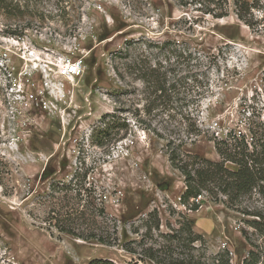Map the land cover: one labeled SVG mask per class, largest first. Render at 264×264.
Segmentation results:
<instances>
[{"label":"rangeland","instance_id":"rangeland-1","mask_svg":"<svg viewBox=\"0 0 264 264\" xmlns=\"http://www.w3.org/2000/svg\"><path fill=\"white\" fill-rule=\"evenodd\" d=\"M227 1L214 19L178 0H0V264H264L245 214L261 197L188 210L166 153L219 163L228 133L264 142V0ZM139 67L165 76L161 103Z\"/></svg>","mask_w":264,"mask_h":264},{"label":"trees","instance_id":"trees-1","mask_svg":"<svg viewBox=\"0 0 264 264\" xmlns=\"http://www.w3.org/2000/svg\"><path fill=\"white\" fill-rule=\"evenodd\" d=\"M178 1H180L181 6L198 5L197 11L214 19H222L228 16L227 0ZM234 8L236 9L235 15L237 19L250 27L251 23L245 19L244 14H248L251 6L244 2L235 1ZM158 72L157 69H143L139 67L141 79L144 83H147V94L150 99L153 96L150 100L152 106L153 104L155 106L156 100H159V103H161L163 94L168 90L165 86V76L161 74L163 76L161 77L165 80L164 83L160 80V72ZM184 83H186V81ZM107 117L109 116L102 117V120L96 127L95 134L93 135L94 138L92 136L93 140H95L96 137L100 138L97 144L100 147L111 132V130H109V123L105 122ZM250 140L251 141L248 142L247 138L241 134L236 136L234 133H228L225 141L222 140L219 143H215V148L221 159L219 163H212L198 156L179 153L177 149L171 148V144L168 142L166 144L168 161L171 167L178 171L183 177L184 191L179 197L180 203L188 210L196 211L199 209L200 205L198 204V199L201 197L202 193H206L209 196L214 195L216 199L218 195H221L224 197V200L221 202L227 207L241 205L242 199H250L253 194L261 197L264 202V142L262 139H255L254 135L251 136ZM219 144H221L222 147H220ZM227 163L233 165L234 168H227ZM83 187L84 185H81L80 189L77 188V193H75V195L79 201L84 200L83 209H86L90 206L87 195V191L89 190ZM66 188L67 190L75 192L74 185L71 186L70 184ZM82 192H84V196L81 197ZM99 212L103 213L102 209H100ZM79 214L85 215L84 211L81 210ZM245 214L254 218L253 221L250 222V226L255 231L264 234V212H245ZM53 217L55 218V216ZM55 219L57 220V218ZM58 229L65 233H70L71 231L64 230V228ZM190 261L186 263L179 262L178 264H191ZM244 263L247 264V262ZM195 264L199 263L196 262ZM225 264H228V262L226 261Z\"/></svg>","mask_w":264,"mask_h":264},{"label":"built area","instance_id":"built-area-1","mask_svg":"<svg viewBox=\"0 0 264 264\" xmlns=\"http://www.w3.org/2000/svg\"><path fill=\"white\" fill-rule=\"evenodd\" d=\"M82 72L80 61H66L59 67L58 75L60 78L73 79L78 77Z\"/></svg>","mask_w":264,"mask_h":264}]
</instances>
